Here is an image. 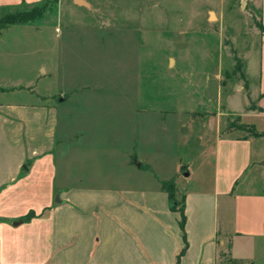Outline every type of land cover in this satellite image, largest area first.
Returning <instances> with one entry per match:
<instances>
[{
    "label": "rangeland",
    "instance_id": "rangeland-1",
    "mask_svg": "<svg viewBox=\"0 0 264 264\" xmlns=\"http://www.w3.org/2000/svg\"><path fill=\"white\" fill-rule=\"evenodd\" d=\"M81 1L45 0L31 23L0 28V102L28 103L36 92L54 106L67 99L60 113L90 134L78 143L79 165L56 157L59 183L66 175L133 178L121 164L138 130L153 162L141 175L168 179L181 162L190 175L176 176L179 193L197 189L214 157L193 115L222 113L233 137L254 131L229 104H255L264 33L257 0ZM262 57L264 67V46ZM254 123L264 131V121Z\"/></svg>",
    "mask_w": 264,
    "mask_h": 264
},
{
    "label": "crops",
    "instance_id": "crops-1",
    "mask_svg": "<svg viewBox=\"0 0 264 264\" xmlns=\"http://www.w3.org/2000/svg\"><path fill=\"white\" fill-rule=\"evenodd\" d=\"M43 1L0 0V17ZM254 6L264 28V0ZM263 46L264 33L251 90L254 107L242 98L235 110L229 104L258 133L264 132L254 123L264 121ZM29 96L35 97L28 103L0 102V264H264L263 137H233L222 113H195L214 163L212 176L186 194L179 193L176 177L190 175L181 162L168 179L141 175L153 162L143 155L138 130L121 164L133 178L66 175L59 183L56 157L63 155L64 167L79 165L78 143L90 133L73 131L76 118L60 113L67 99L54 106L37 92ZM253 144L262 149L254 150ZM171 179L177 199L182 195L183 230L180 214L170 210L161 188ZM29 214L32 218L24 221Z\"/></svg>",
    "mask_w": 264,
    "mask_h": 264
},
{
    "label": "trees",
    "instance_id": "trees-1",
    "mask_svg": "<svg viewBox=\"0 0 264 264\" xmlns=\"http://www.w3.org/2000/svg\"><path fill=\"white\" fill-rule=\"evenodd\" d=\"M39 10L38 7H34L31 10L19 14H4L0 17V28H5L12 25H19L23 23H31L34 14ZM29 16V17H28ZM28 17V18H27ZM259 29L264 30L261 24L258 25ZM252 136L254 137H263L264 132L258 133L255 129L252 132ZM161 188L167 193L169 200V208L173 212H178L181 216V220L179 222L180 228L183 230L185 225V214H184V205L183 201L178 200L176 196V186L173 179L169 181H162ZM32 214L27 215L23 220L29 221L32 218ZM184 250L180 251L177 254V262L179 261Z\"/></svg>",
    "mask_w": 264,
    "mask_h": 264
},
{
    "label": "water",
    "instance_id": "water-1",
    "mask_svg": "<svg viewBox=\"0 0 264 264\" xmlns=\"http://www.w3.org/2000/svg\"><path fill=\"white\" fill-rule=\"evenodd\" d=\"M76 2H77L78 4H80V5H85V3L82 2L81 0H76ZM184 176H187V173H185Z\"/></svg>",
    "mask_w": 264,
    "mask_h": 264
}]
</instances>
